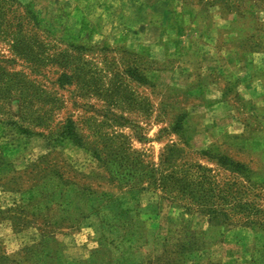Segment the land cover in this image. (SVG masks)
I'll return each instance as SVG.
<instances>
[{
    "label": "rangeland",
    "instance_id": "1",
    "mask_svg": "<svg viewBox=\"0 0 264 264\" xmlns=\"http://www.w3.org/2000/svg\"><path fill=\"white\" fill-rule=\"evenodd\" d=\"M170 1L167 15L153 0H0V264H74L100 247L108 264H264V234L241 225L179 252L183 219L211 223L172 192L200 168L264 203V0Z\"/></svg>",
    "mask_w": 264,
    "mask_h": 264
},
{
    "label": "trees",
    "instance_id": "2",
    "mask_svg": "<svg viewBox=\"0 0 264 264\" xmlns=\"http://www.w3.org/2000/svg\"><path fill=\"white\" fill-rule=\"evenodd\" d=\"M64 132L76 143L80 145L83 144V139L77 132L75 124L72 120H68L66 122ZM216 158L219 163L227 165L231 169H237L238 172L243 171L244 173L249 169L246 164L240 163L229 156L221 155ZM198 171L199 172L195 176H192L194 177L191 178L192 180L186 179V181H181L176 179V182L178 183L172 185V192H187L185 195L188 196L191 201L183 207L187 209H191L192 207L197 208V210H199L203 215L208 217L211 225L209 230H197L193 226L189 224L187 225V220L183 219L178 228V232L182 234L183 238L178 239L177 249H180L179 252L186 254L195 249L202 251L208 246L215 245L220 242V237H217L215 234L216 231L210 235V232L217 227L214 226L215 224H224L227 225L228 228H231L234 225L251 227L256 229L257 232L264 234V203L261 204L255 200L243 199L241 196V188L226 186L227 184H220L214 176L206 172V170L199 168ZM262 181L263 179L258 182H254V184H257V186L254 187L257 188L262 186L264 184ZM250 182L252 183V181ZM244 192L245 191H243V193ZM176 199L177 197H174V200ZM128 224L132 226L131 221ZM207 231H209V237H207ZM52 244V241L45 236L42 241H39L37 245H34L33 247H35V251L38 249L47 250L51 248L50 246H53ZM135 245L138 244L135 243ZM57 246L59 247L60 244H56V247ZM108 254L109 253L106 247H100L94 251L90 259L85 261L75 260L73 262L74 264H108L109 262L114 261L112 254L110 256H108ZM123 256V252H120L117 255L116 258L119 259L118 262L121 261Z\"/></svg>",
    "mask_w": 264,
    "mask_h": 264
},
{
    "label": "crops",
    "instance_id": "3",
    "mask_svg": "<svg viewBox=\"0 0 264 264\" xmlns=\"http://www.w3.org/2000/svg\"><path fill=\"white\" fill-rule=\"evenodd\" d=\"M75 7H77V11H82V7H89L90 5L92 7H142L146 5L145 0H74ZM170 0H153L152 4L146 5V7H160L163 8L165 13L169 15V9L171 3ZM173 7H182V6H174ZM73 15H75L73 13ZM248 77V75H247ZM251 78V77H250ZM249 79V78H248ZM243 86L247 91H250L255 88L254 81H251V79L246 80V82H243ZM248 96H251V93L248 94ZM217 244V243H216ZM215 244V246H216Z\"/></svg>",
    "mask_w": 264,
    "mask_h": 264
}]
</instances>
